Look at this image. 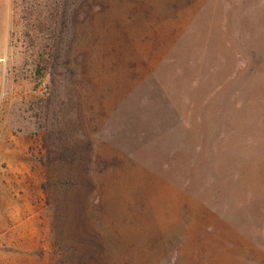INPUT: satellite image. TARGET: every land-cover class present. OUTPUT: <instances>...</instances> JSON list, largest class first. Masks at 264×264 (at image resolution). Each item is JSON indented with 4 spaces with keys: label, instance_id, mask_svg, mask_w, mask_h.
Masks as SVG:
<instances>
[{
    "label": "rangeland",
    "instance_id": "rangeland-1",
    "mask_svg": "<svg viewBox=\"0 0 264 264\" xmlns=\"http://www.w3.org/2000/svg\"><path fill=\"white\" fill-rule=\"evenodd\" d=\"M254 0H0V264H264Z\"/></svg>",
    "mask_w": 264,
    "mask_h": 264
},
{
    "label": "crops",
    "instance_id": "crops-1",
    "mask_svg": "<svg viewBox=\"0 0 264 264\" xmlns=\"http://www.w3.org/2000/svg\"><path fill=\"white\" fill-rule=\"evenodd\" d=\"M252 4L260 8V11L255 14L256 17L252 22L261 24V28L264 30V0H254Z\"/></svg>",
    "mask_w": 264,
    "mask_h": 264
},
{
    "label": "built area",
    "instance_id": "built-area-1",
    "mask_svg": "<svg viewBox=\"0 0 264 264\" xmlns=\"http://www.w3.org/2000/svg\"><path fill=\"white\" fill-rule=\"evenodd\" d=\"M2 96H3V81H2L1 71H0V101L2 99Z\"/></svg>",
    "mask_w": 264,
    "mask_h": 264
}]
</instances>
